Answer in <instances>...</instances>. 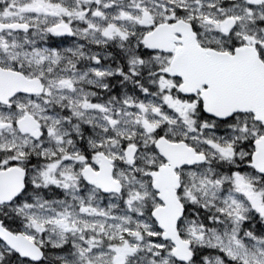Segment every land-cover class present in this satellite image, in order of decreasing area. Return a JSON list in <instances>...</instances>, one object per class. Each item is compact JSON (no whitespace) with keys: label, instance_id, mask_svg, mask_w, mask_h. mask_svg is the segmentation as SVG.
<instances>
[{"label":"snow or ice","instance_id":"snow-or-ice-1","mask_svg":"<svg viewBox=\"0 0 264 264\" xmlns=\"http://www.w3.org/2000/svg\"><path fill=\"white\" fill-rule=\"evenodd\" d=\"M0 264H264V0H0Z\"/></svg>","mask_w":264,"mask_h":264}]
</instances>
